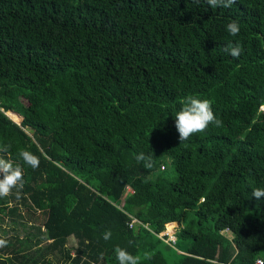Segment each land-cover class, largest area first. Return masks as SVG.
Returning <instances> with one entry per match:
<instances>
[{
    "label": "trees",
    "instance_id": "1",
    "mask_svg": "<svg viewBox=\"0 0 264 264\" xmlns=\"http://www.w3.org/2000/svg\"><path fill=\"white\" fill-rule=\"evenodd\" d=\"M189 94L222 126L180 144ZM5 144L40 162L19 199H0V223L41 216L44 242L0 234V264H119L116 247L138 264H264V199L251 195L264 189V0H0ZM171 222L174 244L158 237Z\"/></svg>",
    "mask_w": 264,
    "mask_h": 264
},
{
    "label": "clouds",
    "instance_id": "2",
    "mask_svg": "<svg viewBox=\"0 0 264 264\" xmlns=\"http://www.w3.org/2000/svg\"><path fill=\"white\" fill-rule=\"evenodd\" d=\"M199 3V0H194ZM211 8H231L236 0H205ZM226 31L231 36H237L240 32V24L237 20H231L226 25ZM224 51L233 58H239L242 49L238 44L228 43ZM182 107L175 113V127L179 133L180 144L188 141L194 134L205 132L210 125L221 127L222 121L216 117L212 108V102L208 99H200L195 95H187L181 101ZM10 144L0 146V199L7 198L16 191L17 199L20 198L21 191L24 187V166L36 169L39 167V157L28 150L21 149L17 153L18 160L8 157ZM7 157V158H6ZM137 162H143L145 169L154 167V158L140 152L135 156ZM22 162V163H21ZM252 197L260 201L264 199V189L256 188L251 192ZM111 231L103 234L105 240L111 238ZM7 241L0 239V247H5ZM116 259L119 264H138L139 257L133 256L126 249L115 248Z\"/></svg>",
    "mask_w": 264,
    "mask_h": 264
},
{
    "label": "rangeland",
    "instance_id": "3",
    "mask_svg": "<svg viewBox=\"0 0 264 264\" xmlns=\"http://www.w3.org/2000/svg\"><path fill=\"white\" fill-rule=\"evenodd\" d=\"M12 119L16 121L14 118ZM21 214H23L24 216L27 215V213L24 210H21ZM171 223L173 224V229L176 233L178 229L177 224L174 222ZM41 224H42L41 216H39V218L32 219V221L25 222L24 224L21 222L19 218L16 217L11 218L5 216L4 218H2V222L0 223V234L5 237L18 236L23 241H25L26 238L28 237V240L30 241L29 244H32L35 241L44 242L43 235L41 233L43 231V226ZM166 226L164 228V232H162L160 235L162 234L166 235V233H169L167 232ZM222 234L224 236H228V237L230 236V232L228 230L223 231ZM68 245L69 246L75 245L74 240L70 239Z\"/></svg>",
    "mask_w": 264,
    "mask_h": 264
},
{
    "label": "built area",
    "instance_id": "4",
    "mask_svg": "<svg viewBox=\"0 0 264 264\" xmlns=\"http://www.w3.org/2000/svg\"><path fill=\"white\" fill-rule=\"evenodd\" d=\"M134 225H141V223L139 222V221H137V220H135V219H132L131 220V222H130V224H129V228H132ZM175 235H176V233H175V231H174V229H173V226H172V228H171V232L170 233H166V235H164V234H162V235H158V237L160 238V239H163V238H165V236L167 237V239L165 240V242L166 243H175ZM169 237V238H168ZM256 264H262V261H260V260H257L256 261Z\"/></svg>",
    "mask_w": 264,
    "mask_h": 264
},
{
    "label": "water",
    "instance_id": "5",
    "mask_svg": "<svg viewBox=\"0 0 264 264\" xmlns=\"http://www.w3.org/2000/svg\"><path fill=\"white\" fill-rule=\"evenodd\" d=\"M8 113H9V112H7L5 115H6L9 119H11V118L8 116ZM11 120H12V119H11ZM22 120H23V119H22V117H21V122H22ZM12 121H13V120H12ZM13 122H14V121H13ZM14 124L19 125L18 123H15V122H14ZM20 124H21V123H20ZM31 133H32V131L29 130V134H31Z\"/></svg>",
    "mask_w": 264,
    "mask_h": 264
},
{
    "label": "bare ground",
    "instance_id": "6",
    "mask_svg": "<svg viewBox=\"0 0 264 264\" xmlns=\"http://www.w3.org/2000/svg\"><path fill=\"white\" fill-rule=\"evenodd\" d=\"M10 113H13V112H9V113H8V116H9ZM14 114H16V113H14ZM17 115H18V114H17ZM18 116H19V115H18ZM9 117H10V116H9ZM11 119H12V118H11ZM19 119H20V121H21L20 116H19ZM12 120H13V119H12ZM13 121H14V120H13ZM20 121H17V120H16V121H14V122L17 123V122H20ZM18 124H19V123H18Z\"/></svg>",
    "mask_w": 264,
    "mask_h": 264
}]
</instances>
